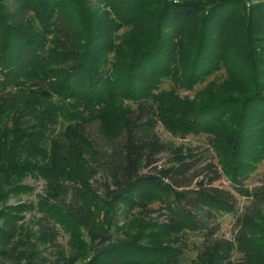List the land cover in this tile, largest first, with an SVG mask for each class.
Returning a JSON list of instances; mask_svg holds the SVG:
<instances>
[{
  "label": "trees",
  "instance_id": "1",
  "mask_svg": "<svg viewBox=\"0 0 264 264\" xmlns=\"http://www.w3.org/2000/svg\"><path fill=\"white\" fill-rule=\"evenodd\" d=\"M153 1L0 0V200L30 193L21 184L29 177L46 180L56 205L42 201L43 218L88 234L96 245L88 264H177L183 253L172 234L180 232L205 237L204 263L247 264L232 256L246 252L248 238L242 234L237 245L214 240L213 224L235 212L237 195L250 193L245 182L264 159V0H162L151 21L145 8ZM241 13L244 20L233 21ZM124 26L131 31L121 35ZM181 63L198 82L222 65L244 74L232 83L242 96L160 117L175 133L223 126L218 163L202 179L194 157L177 158L159 176L150 172L164 150L156 131L160 88ZM115 119L118 130L110 128ZM94 124L103 145L86 131ZM98 174L110 181L106 199L93 185ZM225 174L230 189L215 186ZM37 210L34 202L2 208L0 264H49L21 239L23 214ZM154 215L163 236L140 232L115 241L95 228L107 216L117 226L131 216L151 223ZM43 229L53 243L55 232Z\"/></svg>",
  "mask_w": 264,
  "mask_h": 264
},
{
  "label": "rangeland",
  "instance_id": "2",
  "mask_svg": "<svg viewBox=\"0 0 264 264\" xmlns=\"http://www.w3.org/2000/svg\"><path fill=\"white\" fill-rule=\"evenodd\" d=\"M251 3L254 4L256 2L253 0L251 2L248 1L247 5H251ZM161 6L162 0H154L146 6L145 13L150 16L151 21H155ZM243 20L244 16L241 13L233 21ZM99 21H103V19L99 18ZM101 25L102 23L98 24V26ZM101 27L105 26L103 25ZM130 31L131 28L129 26H124L119 34L124 35ZM181 42L184 45L189 44L186 36L182 38ZM180 65V68L174 69L171 77L163 81L160 88L161 92H163V97L159 99L160 101L157 106L156 131L164 145V150L158 155V163L153 169H150V172L152 175L159 176L173 165V161L177 158L194 157L197 163L195 169L200 174L199 179H202L205 173L204 169L210 163L213 165L218 163L216 149L217 143L221 142L225 132L223 126L219 125V127L209 132L182 134L166 129L160 117L162 114L165 115L167 111L169 112L174 109L187 112L190 111L191 107L209 103L212 100L222 101L230 96H242L244 91H234L232 83L234 80L239 81L240 79L238 77L243 78L244 74H238L242 70V67L240 62L236 61L235 66L237 67L238 73L235 72L233 65H222L214 73L198 82L189 80L188 73L183 71L182 65L184 63ZM236 76L238 77L236 78ZM105 109L108 111L112 110L110 107ZM237 114V110L228 114L226 121H234ZM99 121L100 124L106 123L101 118H99ZM110 128L113 130L120 129V121L117 119L112 120ZM86 131L99 145H103L96 124L87 126ZM95 179V182H93L94 188L98 190L101 198L106 199V196L109 195L106 190V185L110 181H106L101 174H98ZM21 184L30 186L32 191L27 194L20 193L17 196H11L5 201L0 200V211L3 207L12 208L23 202H34L38 205V210L35 214H23L25 218L19 222L22 227L21 239H28L32 244L36 245V248L41 250L49 264H58L60 261H63V258L72 261L74 264H88L96 251V245H93L88 234L83 230L82 232L79 230L74 231L71 225L66 228L61 223H55L52 220L43 218L45 212L39 209L41 202L43 201L42 203H45L46 200L47 203L45 204L56 205L55 200L51 199L49 194L46 193L48 188H51V186L48 187L47 181L44 179L38 181L29 177L23 180ZM245 185L250 190V193L247 196L237 195V209L235 212L219 214L215 218L213 225L218 224L219 231L214 236V240L227 239L237 245L239 237H243L242 234H244L248 238L247 242L245 241L247 245L246 252L242 253L236 249L233 252L232 260L234 262L247 261V264H264V203L260 204L263 198H259L258 195V193H264V159L249 176ZM215 186L230 189L229 176L226 174L223 175L222 179ZM157 207L158 205H155V208ZM107 212L108 210L105 213ZM108 216L103 221H97L95 228L104 234L111 233L115 241L134 238L140 232H143L146 236H163V233H166L165 228L157 224L156 215L152 217L151 223H148L149 220L146 219L140 222L131 216L120 221L117 226L109 223ZM39 220H41L40 224ZM113 223H116V221L114 220ZM43 228H46L45 231L55 232V241L53 243L44 238ZM172 236L175 237L174 246L182 247L183 254L177 264L204 263L200 257L208 245L203 235L198 232H180L178 234L174 233ZM5 263L9 264L6 261ZM204 264H209V262L206 261Z\"/></svg>",
  "mask_w": 264,
  "mask_h": 264
}]
</instances>
